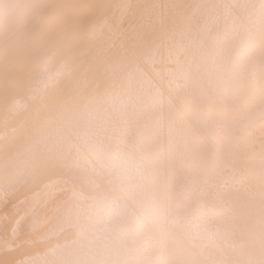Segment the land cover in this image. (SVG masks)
<instances>
[{"label":"bare ground","instance_id":"obj_1","mask_svg":"<svg viewBox=\"0 0 264 264\" xmlns=\"http://www.w3.org/2000/svg\"><path fill=\"white\" fill-rule=\"evenodd\" d=\"M0 264H264V0H0Z\"/></svg>","mask_w":264,"mask_h":264}]
</instances>
